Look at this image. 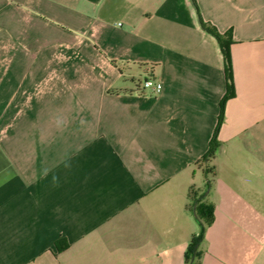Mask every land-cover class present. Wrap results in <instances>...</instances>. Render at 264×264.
<instances>
[{"label":"crops","instance_id":"1","mask_svg":"<svg viewBox=\"0 0 264 264\" xmlns=\"http://www.w3.org/2000/svg\"><path fill=\"white\" fill-rule=\"evenodd\" d=\"M194 196L195 264H264V0H0V264H187Z\"/></svg>","mask_w":264,"mask_h":264},{"label":"trees","instance_id":"2","mask_svg":"<svg viewBox=\"0 0 264 264\" xmlns=\"http://www.w3.org/2000/svg\"><path fill=\"white\" fill-rule=\"evenodd\" d=\"M201 22L203 27L219 41L225 61V72L228 82V93L222 102V115H221V122H222L224 117L225 103L229 98L235 95V89L233 83L232 54H231L232 38L230 35H228L227 37L221 35L215 27L205 23L203 20H201ZM219 146L220 144L217 140V137L215 136L214 140L211 143L208 153L201 161L197 163L198 166H201L204 169V173L206 174L207 177L209 175L214 174L215 166H213V163L215 161ZM211 186H212V182L208 180L207 188H210ZM202 200L203 199L194 196V203L196 204L195 212L202 226H201L200 235L196 239H194L187 252V261H186L187 264H195V261L198 257L199 244L203 240L204 233L207 227L211 225L214 221L212 205L203 202ZM68 246L69 245L66 241H61L58 243V247H60V249L62 250L66 249Z\"/></svg>","mask_w":264,"mask_h":264},{"label":"built area","instance_id":"3","mask_svg":"<svg viewBox=\"0 0 264 264\" xmlns=\"http://www.w3.org/2000/svg\"><path fill=\"white\" fill-rule=\"evenodd\" d=\"M145 87L153 89L156 93H160L163 89V86L161 83H157L156 81L152 79H148L145 81Z\"/></svg>","mask_w":264,"mask_h":264}]
</instances>
